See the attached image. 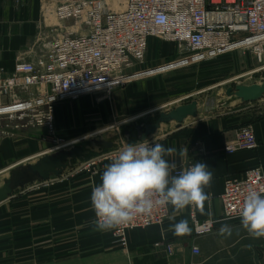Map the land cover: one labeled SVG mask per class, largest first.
<instances>
[{"label":"crops","instance_id":"0c3cea01","mask_svg":"<svg viewBox=\"0 0 264 264\" xmlns=\"http://www.w3.org/2000/svg\"><path fill=\"white\" fill-rule=\"evenodd\" d=\"M60 1L0 0L2 77H8L19 61H35L55 37L74 28L71 21H58L54 16L53 9ZM234 106L207 117H188L180 126L175 122L163 123L147 139L150 146L161 144L177 150L171 156H164L176 165L175 169L187 162H204L208 166L213 179L211 187L205 189L210 195L204 205L207 214L197 207L195 214L200 221H214L212 231L194 235L190 208L170 220L173 208L168 205L169 214L162 225L129 230L127 246L122 248L115 242L112 230L100 231L93 223L91 193L101 183L105 168L100 167L93 173L82 172L66 184L50 178L34 182L0 202V264H64L65 253L81 250L88 254L87 264H264V237L254 239L242 227L240 219L222 217L220 196L224 181L239 178L251 168L264 169V101L238 100ZM164 124L170 129L162 127ZM242 126L252 128L257 147L225 152V145ZM34 136L36 133L32 131L12 129L0 139V174L10 173L17 166L30 163L27 161L31 158L45 154L36 153L40 141L33 139ZM180 220L188 221L190 234L176 236L170 230ZM65 223L77 227L82 223L83 236L80 237V230L65 234ZM225 224L231 235L219 233ZM80 241L86 243L81 245ZM192 245L199 248L198 255L192 253Z\"/></svg>","mask_w":264,"mask_h":264},{"label":"built area","instance_id":"2783aa9c","mask_svg":"<svg viewBox=\"0 0 264 264\" xmlns=\"http://www.w3.org/2000/svg\"><path fill=\"white\" fill-rule=\"evenodd\" d=\"M53 13L58 21H71L74 28L55 37L35 61H19L8 77L0 75V139L12 129H51L57 103L132 81L124 79L141 72L136 67L145 61L152 38L186 48L188 55L182 59L189 63L242 48L264 64V0H125L118 11L109 10L105 0H61ZM140 143L150 146L147 140L127 142L100 157L112 162L126 145ZM256 147L252 128L242 126L224 150ZM95 162L92 159L87 167ZM193 165L187 162L174 173L179 175ZM250 189L264 195V169L251 168L239 178L224 181L223 218L240 219ZM189 208L194 235L212 231L214 221H200L195 207ZM168 214L166 206L137 215L129 224L112 229L115 242L126 248L129 230L160 226ZM191 251L200 252L196 245Z\"/></svg>","mask_w":264,"mask_h":264},{"label":"rangeland","instance_id":"374dc122","mask_svg":"<svg viewBox=\"0 0 264 264\" xmlns=\"http://www.w3.org/2000/svg\"><path fill=\"white\" fill-rule=\"evenodd\" d=\"M105 1L111 11L122 9L125 2ZM187 55L188 51L183 46L152 38L145 61L136 67L141 73L137 72L126 78L132 81L57 103L51 129L32 126L23 128L36 133L33 139L40 141L35 150L37 154H49L56 148L79 147L82 150L80 156L67 162V168L60 175H51L50 179L61 180L66 184L82 172L93 173L111 163L109 158L100 157V153L86 149L91 139L111 140L112 148L103 150L104 153H109L124 143L135 140L133 122L153 121L159 112L192 100L198 102L197 118L222 113L233 109L235 102L239 100L236 96H228L227 88L260 83L264 79V64L258 63L248 49L240 48L192 63L182 59ZM141 76L144 77L138 78ZM260 100L264 101V96ZM162 127L170 129L166 124ZM125 130L129 132L128 138L124 137ZM39 157L41 156L27 162L33 163ZM92 159L96 161L95 164L87 167ZM8 174L9 172L0 174V185L2 177H7ZM85 201L88 202L89 198L86 197ZM70 226L65 223V234L80 230V237L83 236L82 223L79 227ZM80 243L82 245L86 242ZM87 256L82 250L80 253H65L62 261L64 264H87Z\"/></svg>","mask_w":264,"mask_h":264},{"label":"clouds","instance_id":"9594fccd","mask_svg":"<svg viewBox=\"0 0 264 264\" xmlns=\"http://www.w3.org/2000/svg\"><path fill=\"white\" fill-rule=\"evenodd\" d=\"M177 150L161 144H128L105 166L101 183L92 189L91 203L100 231H109L129 224L137 215H149L157 207L171 205L175 220L177 213L193 206L205 213V202L210 195L205 189L211 187L213 174L204 162H196L179 175H172L176 165L164 159ZM184 155V150H181ZM242 227L248 234L259 239L264 237V195L250 189L239 211ZM176 236L191 233L187 220L170 226ZM221 235H231L225 224L219 229ZM251 248V245L248 246Z\"/></svg>","mask_w":264,"mask_h":264},{"label":"water","instance_id":"95a60500","mask_svg":"<svg viewBox=\"0 0 264 264\" xmlns=\"http://www.w3.org/2000/svg\"><path fill=\"white\" fill-rule=\"evenodd\" d=\"M226 94L228 96H236L242 103L258 101L264 96V79L260 83L236 85L234 88L229 87L226 90ZM197 116L198 102L192 100L188 103L177 105L168 111L159 112L153 121L133 122L135 130V140L133 142L147 140L163 123L175 122L176 126H180L188 117L196 118ZM124 137H129L128 130H125ZM112 146L113 142L111 140L91 139L86 149L99 154L104 149L112 148ZM81 154L82 150L79 147L58 149L49 154H43L33 163L17 166L2 181L0 202L8 199L14 191L23 189L26 185L46 181L51 175H60L67 168V162L75 160Z\"/></svg>","mask_w":264,"mask_h":264},{"label":"bare ground","instance_id":"6f19581e","mask_svg":"<svg viewBox=\"0 0 264 264\" xmlns=\"http://www.w3.org/2000/svg\"><path fill=\"white\" fill-rule=\"evenodd\" d=\"M120 10H121V9H120ZM138 73H141V72H138ZM135 74H136V73H135ZM124 80H130V79H126V78H125ZM58 149H62V148H56V149H54V150H52V151H55V150H58ZM52 151H51V152H52Z\"/></svg>","mask_w":264,"mask_h":264},{"label":"flooded vegetation","instance_id":"af4514ba","mask_svg":"<svg viewBox=\"0 0 264 264\" xmlns=\"http://www.w3.org/2000/svg\"><path fill=\"white\" fill-rule=\"evenodd\" d=\"M134 133H135V131H134Z\"/></svg>","mask_w":264,"mask_h":264}]
</instances>
